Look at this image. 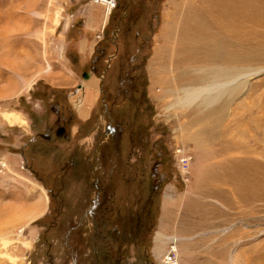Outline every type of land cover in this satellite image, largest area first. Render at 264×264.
I'll use <instances>...</instances> for the list:
<instances>
[{
  "label": "rangeland",
  "instance_id": "1",
  "mask_svg": "<svg viewBox=\"0 0 264 264\" xmlns=\"http://www.w3.org/2000/svg\"><path fill=\"white\" fill-rule=\"evenodd\" d=\"M224 1L0 0V264H163L173 226L178 264H264V0ZM220 69L231 98L177 105Z\"/></svg>",
  "mask_w": 264,
  "mask_h": 264
},
{
  "label": "bare ground",
  "instance_id": "2",
  "mask_svg": "<svg viewBox=\"0 0 264 264\" xmlns=\"http://www.w3.org/2000/svg\"><path fill=\"white\" fill-rule=\"evenodd\" d=\"M250 1L251 0H227L226 2L225 1L222 2V4H224L227 7V9L229 11V15L232 18L236 17L235 19H233V21L230 19V21H226V24L222 25V28L224 30H228V29L233 30V29H236L239 27L238 26L239 22L245 20V17H246L247 12H248L249 3L252 2V1L251 2ZM112 2H113V0H99V3H97L99 5L104 4V5L108 6V9H107L106 13L104 14V22L105 23L108 19L110 8H115V5L114 6L111 5ZM251 10H253V9H251ZM254 12H256L255 9H254ZM191 18L195 19L196 14L192 13ZM192 24H194V26H195L194 30L191 31L192 33L186 34L184 36V38H185L184 45L186 46L189 43L191 45L196 44L197 46H200V47L210 48V49L214 50V52H215L214 54H216V52L221 48L220 42H218L216 40L213 42H211L209 40H204V37L201 34V32L205 29V27H208V26L203 24V23L202 24L199 23V19H197V18L195 19V21L192 22ZM236 52H238V50H236ZM217 57L223 61L228 62V63L234 62V61H240V60H242V58L244 60V57L237 55V53H233L232 51L227 52V53L225 52V53L217 54ZM217 73H222V75L210 80L208 85H205V86L197 88V89L183 90L182 91L183 94L179 98H177V105L182 107V108L183 107H189V106L195 104L197 101H199L201 105H204L206 107L211 106V105L215 104L216 102L220 101V99H222L224 96L231 98L235 94V92L241 88V85L234 83V80L237 78V76L232 78V76L229 75L230 73H232V71H227V70L223 71L220 69ZM93 83H94V87H95V82H93ZM91 87H93V86H91ZM95 96L96 95L94 93L92 98H91L92 100L90 99L91 102L94 101ZM90 105H89V107H90ZM86 106L87 105L81 104L77 108V112L81 117H86L89 113V110L87 111V109H86V111H85ZM209 131L205 130L204 133H202L203 131H201V133H199L198 135L194 134L197 139H195L193 137L192 140H194V139L196 140V143H193V144H196L197 146H200L203 144H205L206 146L210 145V143L212 142L211 140L214 139L215 135H214L213 130H209ZM224 172H226V171H224ZM31 217H34V216H31ZM179 222H180V220H179ZM163 225L164 224H162V226ZM158 239L160 241L162 240L159 235H157L156 240H158ZM179 239L182 240L183 237L174 236L172 239L173 241L170 243V244H173V248L172 247L170 248V253L173 252L176 256V252H177V256H176L177 259H179V250H178V243L176 244V242H178ZM163 248H165V246H164V244L161 243L160 245H156L154 251L156 254L160 255V254H163V252H164ZM166 261H167V256L162 259L163 264H178V261H176V259L173 263H170V262L168 263Z\"/></svg>",
  "mask_w": 264,
  "mask_h": 264
},
{
  "label": "crops",
  "instance_id": "3",
  "mask_svg": "<svg viewBox=\"0 0 264 264\" xmlns=\"http://www.w3.org/2000/svg\"><path fill=\"white\" fill-rule=\"evenodd\" d=\"M91 80V79H90ZM88 83L89 82H87V86H86V89H87V87H88ZM92 106V105H91ZM90 110H91V107H90ZM78 114V113H77ZM89 115H90V111H89V113H88V115L86 116V117H81L79 114H78V116L81 118V119H84V120H86L88 117H89ZM189 198V197H188ZM189 213V212H188ZM190 213L192 214L191 216L192 217H190L189 219H191V218H193V213H192V211H190ZM201 216V215H200ZM208 216V213H206V217ZM163 217V216H162ZM165 217H168L167 215H165ZM184 218H183V222H184V224H183V226H184V228H182V231H180L179 233H183V232H185V230H193L192 229V226L191 225H188V223H187V220L185 219V216H183ZM210 217V216H209ZM209 217H207L206 219H204V223H206V221H207V219H209ZM176 218H178L177 216H176ZM169 219V217L168 218H166V220H164V221H167ZM171 219V218H170ZM185 220H186V223H185ZM199 221V223L201 222L200 220H198ZM197 221V222H198ZM165 223V222H164ZM210 222H207L206 224H209ZM190 224V223H189ZM165 225V224H164ZM179 226V225H178ZM164 228H166V227H164ZM219 228H221V227H219ZM173 229L175 230V231H173V235H176V236H180L179 234H177V228L176 227H174L173 226ZM179 229H180V226H179ZM218 229V228H217ZM165 230V229H164ZM165 233H167V231H164ZM224 232H226V231H224ZM186 238V237H185ZM184 239H182V240H178V241H182V242H184L183 241ZM179 244H183V243H179ZM181 249H182V251H189L188 250V248L187 247H181ZM189 254H190V252H189ZM182 259H183V262L185 263V260H186V258H187V260L190 258V257H188V256H186V257H181Z\"/></svg>",
  "mask_w": 264,
  "mask_h": 264
},
{
  "label": "built area",
  "instance_id": "4",
  "mask_svg": "<svg viewBox=\"0 0 264 264\" xmlns=\"http://www.w3.org/2000/svg\"><path fill=\"white\" fill-rule=\"evenodd\" d=\"M92 2L93 3H95V4H97V3H99V0H92ZM116 3H117V0H113V2H112V5L114 6V5H116ZM99 5V4H98ZM175 259H176V256H175V254L173 253V252H171V253H169L168 255H167V261L166 262H170V263H173L174 261H175Z\"/></svg>",
  "mask_w": 264,
  "mask_h": 264
},
{
  "label": "water",
  "instance_id": "5",
  "mask_svg": "<svg viewBox=\"0 0 264 264\" xmlns=\"http://www.w3.org/2000/svg\"><path fill=\"white\" fill-rule=\"evenodd\" d=\"M87 76H88V74H87ZM83 78L86 79V78H87L86 75H85ZM61 131H62V130H58V133H60ZM58 133H57V134H58Z\"/></svg>",
  "mask_w": 264,
  "mask_h": 264
}]
</instances>
